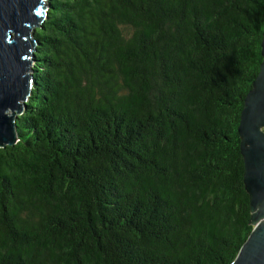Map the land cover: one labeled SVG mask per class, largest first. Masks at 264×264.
<instances>
[{
    "label": "trees",
    "instance_id": "trees-1",
    "mask_svg": "<svg viewBox=\"0 0 264 264\" xmlns=\"http://www.w3.org/2000/svg\"><path fill=\"white\" fill-rule=\"evenodd\" d=\"M0 148V264H231L264 0H47Z\"/></svg>",
    "mask_w": 264,
    "mask_h": 264
},
{
    "label": "water",
    "instance_id": "water-1",
    "mask_svg": "<svg viewBox=\"0 0 264 264\" xmlns=\"http://www.w3.org/2000/svg\"><path fill=\"white\" fill-rule=\"evenodd\" d=\"M43 2L0 0V148L17 142L15 118L22 113L33 84L32 35L47 10L43 12ZM261 56L237 129L253 229L231 264H264V32Z\"/></svg>",
    "mask_w": 264,
    "mask_h": 264
},
{
    "label": "rangeland",
    "instance_id": "rangeland-1",
    "mask_svg": "<svg viewBox=\"0 0 264 264\" xmlns=\"http://www.w3.org/2000/svg\"><path fill=\"white\" fill-rule=\"evenodd\" d=\"M46 2H47V0H44V2H43V3H44V5L46 4ZM45 7H46V5H45V6H43V12H45V9H44ZM262 130L264 131V128H263Z\"/></svg>",
    "mask_w": 264,
    "mask_h": 264
}]
</instances>
